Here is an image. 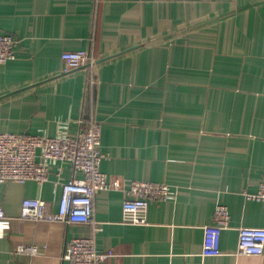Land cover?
<instances>
[{"label":"crops","instance_id":"0c3cea01","mask_svg":"<svg viewBox=\"0 0 264 264\" xmlns=\"http://www.w3.org/2000/svg\"><path fill=\"white\" fill-rule=\"evenodd\" d=\"M17 38L0 65V131L77 135L102 123L101 169L125 180L167 182L173 199H149V223L122 221V189L94 198L105 264H264L238 255V228L264 227V201L247 198L264 177V0H0V33ZM95 64L65 71V50ZM83 173L55 162L41 183L0 182V264H69L83 222L21 220L25 197L58 210L61 182ZM230 210L220 252L203 255L204 225ZM37 244L36 255L18 243Z\"/></svg>","mask_w":264,"mask_h":264},{"label":"built area","instance_id":"2783aa9c","mask_svg":"<svg viewBox=\"0 0 264 264\" xmlns=\"http://www.w3.org/2000/svg\"><path fill=\"white\" fill-rule=\"evenodd\" d=\"M17 41L10 32L0 33V65L16 58ZM62 58L65 71L85 64L91 68L96 62L93 50L86 49L65 50ZM85 123L75 136L70 135L65 124H61V131L54 136L0 131V182L32 179L42 184L49 178L50 167L55 162L69 163L74 171L82 172V177L61 182L58 210H52L50 203L41 197H25L20 218L92 224V234L77 236L67 242L63 257L69 264H105L114 252L98 248L96 235L101 226L94 219L96 193L104 189L124 190L122 221L145 225L149 223V199H173L176 191L167 182L125 180L103 171L101 163L106 155L101 149L102 123L95 117H90ZM246 196L264 201V177L257 191L246 192ZM5 218L6 211L0 205V223ZM230 219L229 206L218 202L211 221L204 225L203 255L220 252L221 234L229 227ZM238 231V255L264 254V227L243 225ZM15 251L36 255L40 247L20 242Z\"/></svg>","mask_w":264,"mask_h":264},{"label":"water","instance_id":"95a60500","mask_svg":"<svg viewBox=\"0 0 264 264\" xmlns=\"http://www.w3.org/2000/svg\"><path fill=\"white\" fill-rule=\"evenodd\" d=\"M66 73V71H64L62 74H65Z\"/></svg>","mask_w":264,"mask_h":264}]
</instances>
